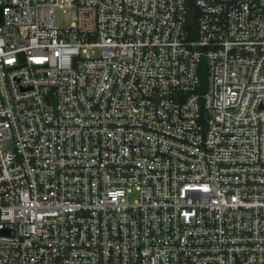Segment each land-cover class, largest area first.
Returning a JSON list of instances; mask_svg holds the SVG:
<instances>
[{
  "label": "built area",
  "instance_id": "1",
  "mask_svg": "<svg viewBox=\"0 0 264 264\" xmlns=\"http://www.w3.org/2000/svg\"><path fill=\"white\" fill-rule=\"evenodd\" d=\"M0 8V264H264V0Z\"/></svg>",
  "mask_w": 264,
  "mask_h": 264
},
{
  "label": "trees",
  "instance_id": "2",
  "mask_svg": "<svg viewBox=\"0 0 264 264\" xmlns=\"http://www.w3.org/2000/svg\"><path fill=\"white\" fill-rule=\"evenodd\" d=\"M2 18V9L0 8V20ZM202 76H203V81L206 79V71L203 69V71L201 72Z\"/></svg>",
  "mask_w": 264,
  "mask_h": 264
}]
</instances>
